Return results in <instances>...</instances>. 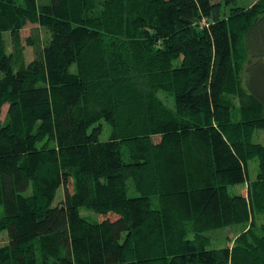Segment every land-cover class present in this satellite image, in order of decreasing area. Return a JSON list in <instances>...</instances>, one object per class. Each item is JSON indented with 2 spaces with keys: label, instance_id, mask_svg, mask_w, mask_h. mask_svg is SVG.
Returning <instances> with one entry per match:
<instances>
[{
  "label": "trees",
  "instance_id": "trees-1",
  "mask_svg": "<svg viewBox=\"0 0 264 264\" xmlns=\"http://www.w3.org/2000/svg\"><path fill=\"white\" fill-rule=\"evenodd\" d=\"M263 25L264 0H0V264H264Z\"/></svg>",
  "mask_w": 264,
  "mask_h": 264
},
{
  "label": "rangeland",
  "instance_id": "rangeland-1",
  "mask_svg": "<svg viewBox=\"0 0 264 264\" xmlns=\"http://www.w3.org/2000/svg\"><path fill=\"white\" fill-rule=\"evenodd\" d=\"M215 2H218L219 0H214ZM250 3V2H249ZM34 27L33 24H28L25 29L22 31V35L23 38H26L30 35L31 33V29ZM42 35H45V31L41 30ZM9 33L5 34V38L7 39V51L10 52V47H9ZM259 37H260V42L255 41V45L256 47L262 48L264 50V25L262 26V32L259 33ZM28 52H27V58L30 60L32 58V52L27 48ZM247 84L244 81V85ZM248 85V84H247ZM160 97L166 102L171 104L172 97L168 96L166 94V92L161 91L159 92ZM7 111V106L4 107L3 110V114H2V119H4L5 114ZM103 124V133L101 136L102 140H106L109 136V127L105 122H102ZM254 142H259L264 144V130H257L254 134V138H253ZM249 170H250V178L254 179L257 173V161L256 160H251L249 163ZM230 191L232 193H242L243 189H246L245 185H233L230 188ZM129 195L134 196L137 195V192L134 190L131 181H129ZM64 197V193L62 188H60L57 192V196L55 198L54 201V205H56L62 198ZM81 214H85L86 209L85 208H81ZM111 218L113 219L114 217L111 216ZM261 222H264V217L260 219ZM235 229H219V230H214V231H209L208 235L211 237L212 243L210 248H219V247H223L224 245L227 244V237L229 235H234L235 234ZM215 238V240H214ZM9 240V232L8 230H4L2 232H0V246H3L5 244L8 243Z\"/></svg>",
  "mask_w": 264,
  "mask_h": 264
}]
</instances>
